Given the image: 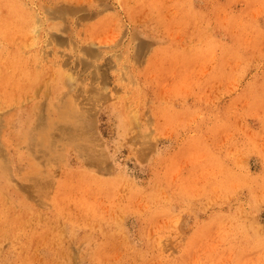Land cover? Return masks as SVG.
Listing matches in <instances>:
<instances>
[{
    "label": "rangeland",
    "instance_id": "obj_1",
    "mask_svg": "<svg viewBox=\"0 0 264 264\" xmlns=\"http://www.w3.org/2000/svg\"><path fill=\"white\" fill-rule=\"evenodd\" d=\"M16 8L18 59L62 71L82 118L34 172L8 148L0 264H264V0Z\"/></svg>",
    "mask_w": 264,
    "mask_h": 264
},
{
    "label": "bare ground",
    "instance_id": "obj_2",
    "mask_svg": "<svg viewBox=\"0 0 264 264\" xmlns=\"http://www.w3.org/2000/svg\"><path fill=\"white\" fill-rule=\"evenodd\" d=\"M66 11L65 14L70 12ZM32 13L34 17L40 16L39 12L32 11ZM31 15L30 11L23 9L13 12L7 10L4 17L0 15V214L4 184L3 159L8 148H14L16 145L24 146L26 152L23 151L21 154L12 152L10 155L14 161L28 158L24 170L28 173L34 172L37 164L30 157L43 156V162L49 157H55L57 149L65 144L67 125H79L82 118L80 112L78 114L72 109L73 100H65L58 95L60 88L63 87L62 71L50 80L42 79L46 69L37 70L35 59L23 61L18 59L21 55L20 48L31 47L27 41L23 45L18 43L31 28L29 21ZM14 23L16 25L12 26ZM34 30L39 33V29ZM28 37L29 35L26 40ZM17 59L19 61L16 62ZM41 84L43 89L39 91ZM11 95L17 96L15 102L8 98ZM39 96L44 97L43 104L36 102ZM11 101L15 103V108L5 115L4 108L9 107ZM30 181L33 187L40 183L36 178H31Z\"/></svg>",
    "mask_w": 264,
    "mask_h": 264
}]
</instances>
